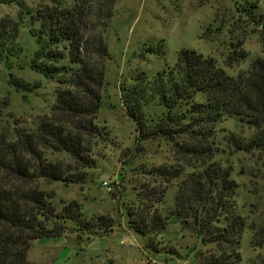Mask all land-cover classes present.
Wrapping results in <instances>:
<instances>
[{"label": "trees", "instance_id": "1", "mask_svg": "<svg viewBox=\"0 0 264 264\" xmlns=\"http://www.w3.org/2000/svg\"><path fill=\"white\" fill-rule=\"evenodd\" d=\"M0 3H18L21 15L27 11L32 22L40 21L30 28L40 44L31 67L58 81L51 113L35 129L15 128L12 135L0 129V264H30L28 252L37 240L70 232L84 241L109 234L115 225L109 215L86 217L76 200L56 203V192L45 186L84 184L85 170L97 166L94 149L105 136L98 115L111 59L107 31L116 0H39L34 9L22 0ZM22 23L21 17H0V63L9 66L23 52ZM246 58V51L234 48L224 64L231 69ZM121 91L138 140L168 141L182 163L152 170L153 187L127 211L128 227L145 237L144 248L156 249L153 237L173 223L206 248L196 253L195 264H243L247 229L253 246L264 248V213L261 222L248 224L238 209L240 184L232 168L216 159L222 151L217 125L227 118L254 128L246 149L264 151V58L233 76L212 56L182 49L173 66L151 79L139 75ZM8 104L0 100V119ZM155 108L160 114L150 113ZM171 180H179L174 205L163 214L159 206L167 203ZM255 264H264V256Z\"/></svg>", "mask_w": 264, "mask_h": 264}, {"label": "rangeland", "instance_id": "2", "mask_svg": "<svg viewBox=\"0 0 264 264\" xmlns=\"http://www.w3.org/2000/svg\"><path fill=\"white\" fill-rule=\"evenodd\" d=\"M22 2L34 9L39 0ZM20 9L18 3H0V17L23 20V52L12 58L9 66L0 63V100L9 102L5 117L0 119V129L11 130V135L15 128L35 129L40 118L51 113L58 87L56 79L31 67L40 44L30 28H38L40 21L32 22L29 13L21 15ZM251 16L255 19L250 22ZM107 43L111 55L106 71L108 85L98 115L105 136L94 149L97 166L85 170L88 179L84 184L66 186L59 182L45 188L56 192V203L76 200L86 217L109 215L115 225L109 234L84 241L70 232L58 239L37 240L31 245L28 260L30 264H195L196 253L206 248L196 235L182 232L178 223L153 237L156 249L144 248L145 237L128 227L127 211L155 183L150 172L182 163L168 141L138 140L136 125L121 103V88L139 75L151 79L173 66L182 49L212 56L220 67L237 76L252 60L264 58V0H116ZM239 47L247 52V58L227 68V55ZM160 112L158 108L150 109V113ZM217 130L222 151L216 159L232 168V177L240 184L239 213L248 224L261 222L264 151L246 149L255 129L237 118H227L217 125ZM105 181L110 182L112 191L105 188ZM177 181L170 183L167 203L159 206L163 214L174 205ZM252 239L253 231L247 229L241 245L243 264H255L264 256V248L254 247Z\"/></svg>", "mask_w": 264, "mask_h": 264}, {"label": "built area", "instance_id": "3", "mask_svg": "<svg viewBox=\"0 0 264 264\" xmlns=\"http://www.w3.org/2000/svg\"><path fill=\"white\" fill-rule=\"evenodd\" d=\"M103 184H104L105 188H106L109 192L112 191V186H111L110 182L105 181Z\"/></svg>", "mask_w": 264, "mask_h": 264}]
</instances>
